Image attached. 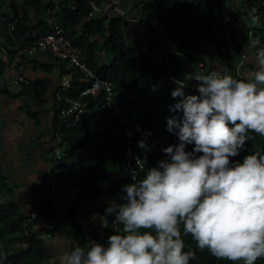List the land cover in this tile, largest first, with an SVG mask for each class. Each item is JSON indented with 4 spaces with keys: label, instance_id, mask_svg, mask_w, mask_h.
<instances>
[{
    "label": "trees",
    "instance_id": "1",
    "mask_svg": "<svg viewBox=\"0 0 264 264\" xmlns=\"http://www.w3.org/2000/svg\"><path fill=\"white\" fill-rule=\"evenodd\" d=\"M259 1L253 0L251 6L257 5ZM71 4L76 6L74 11L67 10ZM137 4L141 7L142 22L148 24L156 20L155 28L164 47L163 66L153 64L142 51L126 44L123 37L124 21L121 18L112 13L111 16L102 13L88 18L90 7L87 0H57L56 5L45 0H0V80L22 44L35 42L49 33L46 22L49 14L64 31L65 38L80 50L85 65L112 87L113 101L110 108L103 94L97 98L86 97L81 100L85 109L76 124L70 119L59 120L57 106L54 108L52 127L54 131L60 128V138L67 147L59 166L66 184L78 190L75 201L65 214L67 222L63 227L73 247H87L92 239L99 241L97 230H93L89 237L79 234L82 231L77 224L79 204L104 193L107 187L109 193H117L120 189L121 195H124L122 186L130 183L120 170L125 139L118 126L119 120L125 121L129 127L139 125L151 136H164L172 144L178 142L177 136L167 131L165 124L166 117L182 115V112L169 107L180 99L172 97L171 90L181 86L162 84L160 78L168 72L177 55L195 64L202 62L205 65L200 44L203 40L211 39L207 37V31L212 20H215V10L219 6L217 0H139ZM259 16L262 26L255 31L257 50L264 48V6ZM12 18L15 19L14 30L9 31L8 24ZM218 41L219 45L226 43L223 36ZM1 49L5 55L1 54ZM224 63L221 61L220 65ZM60 73L61 76L64 72L61 70ZM47 85V82H28L20 85L19 93L29 96L33 103H42ZM88 86L89 83L79 72H70V87L64 95L78 99L81 91ZM183 91L186 95L198 94L197 90L183 88ZM6 94L7 90L0 87V95ZM28 114L35 117L34 113ZM186 147L190 149L192 146ZM254 152L264 153V136L252 132L245 147L230 160L242 162L245 155ZM51 211V208L38 205L26 214L17 203L12 189L0 176V256L3 257V264H51L45 239L39 237L38 233L51 236L55 228L39 226V230H33L41 220L39 217L45 220L51 218ZM31 214L37 218L24 235V223ZM111 219H107L108 225L103 234L102 243L105 244L107 237L115 233ZM182 238L185 250L193 253L189 264H243L242 260L217 258L206 248H198L190 235H182ZM254 264H264V257L257 258Z\"/></svg>",
    "mask_w": 264,
    "mask_h": 264
},
{
    "label": "clouds",
    "instance_id": "2",
    "mask_svg": "<svg viewBox=\"0 0 264 264\" xmlns=\"http://www.w3.org/2000/svg\"><path fill=\"white\" fill-rule=\"evenodd\" d=\"M241 75L209 72L193 77L198 94L171 90L180 99L169 107L182 115L166 117L165 128L178 142L163 147L153 166L142 160L143 176L105 208L120 226L106 244L92 239L64 249L55 264H189L182 235L217 258L254 264L264 257V153L230 160L252 132L264 136V48L255 70L244 77L241 68ZM137 144L146 160L151 146Z\"/></svg>",
    "mask_w": 264,
    "mask_h": 264
},
{
    "label": "crops",
    "instance_id": "3",
    "mask_svg": "<svg viewBox=\"0 0 264 264\" xmlns=\"http://www.w3.org/2000/svg\"><path fill=\"white\" fill-rule=\"evenodd\" d=\"M49 1L53 5L57 4V0H45L46 3ZM109 1L96 0L100 8L106 6ZM217 1L219 6L215 10V20H212L207 31V37L217 42L208 41L204 44L201 48V56L209 68L222 66L220 63L224 61L223 67L231 69L237 63L243 49L245 22L249 18V9L252 7L253 0ZM137 3L139 0H122L121 6L130 20L141 21V7ZM105 14L111 16L110 11H105ZM123 21V37L127 45L138 51H142L144 46L164 50L161 36L155 28L156 20L148 23L144 43L140 39V29L133 22ZM221 36L226 40L224 45L218 44ZM178 57L180 55H177L175 61H178ZM173 63L168 71L173 70ZM182 64L178 74L172 71L168 73L175 74L185 82H195L193 77L198 75L196 64L188 59H185ZM254 70L255 55H250L242 66V74L245 77ZM60 74V65L47 54L30 56L19 66L10 63L2 82H8L16 75H21L29 83L47 82L43 102L33 103L29 96L19 93L21 84H9L4 87L8 95H0V176L12 189L17 203L26 214L38 205L51 208V218L49 220L42 218L39 224L33 227L35 231L39 230V226L54 227L56 230L49 238L46 234L38 233L39 237L48 242L46 247L51 264H55V257L62 250L73 248V242L63 232L67 222L65 214L73 203L72 195L61 190L45 200L42 199L53 167L51 155L55 145L52 127L55 108L53 92L58 86ZM17 94L18 96H15ZM28 112L34 113L35 117H31ZM105 195L101 193L93 199L83 201L77 208L78 224L88 237L93 230H97L99 243L103 242L104 230L108 225L107 219L114 216V214L105 216V208L115 201L112 197L105 198ZM93 213L96 214L95 219L92 218ZM87 226L90 227L89 231L86 230Z\"/></svg>",
    "mask_w": 264,
    "mask_h": 264
},
{
    "label": "built area",
    "instance_id": "4",
    "mask_svg": "<svg viewBox=\"0 0 264 264\" xmlns=\"http://www.w3.org/2000/svg\"><path fill=\"white\" fill-rule=\"evenodd\" d=\"M122 0H110L106 6L100 8L97 6L95 0H87L90 7L88 18H93L97 14L105 13L110 11L116 17L122 20L133 22L141 31L140 39L144 43L146 41V31L148 24L139 20H130L124 9L121 6ZM132 1V0H129ZM264 6V0H260L255 6L249 9L250 25L245 32V41L243 43V49L240 54V58L235 66L227 69L223 66L213 67L207 70L202 62L196 63V71L198 75L207 74L209 72H217L220 74L231 73L236 78H243L241 75V68L246 61V58L250 55H255L257 52V35L255 31L260 29L262 26V19L259 16V11ZM76 8L75 4L67 6L68 11H74ZM46 22L50 28L49 33L42 36L35 42H25L18 48L16 57L11 61V64L19 66L24 63L27 58L37 54H47L54 62L60 65V71L64 73L60 76L58 86L53 92L54 103L58 109V119L61 121L72 120L73 124L79 122L81 115L84 112L85 104L82 103V99L86 97L97 98L103 94L107 106L110 108L113 101V91L111 84L98 76H96L83 62L81 52L78 48L74 47L69 40L65 38L64 31L53 22V19L49 14L46 16ZM15 19L12 18L8 24L9 31L14 30ZM142 53L147 57L153 64L157 66H163L164 61V50L161 48H149L144 46ZM1 54L5 55L4 50L1 49ZM70 72H79L82 78L89 83V86L81 91L78 99H70L65 96L70 87ZM162 84H177L188 90H197L196 85L198 81L186 83L175 74L165 73L160 78ZM9 84H28L21 75H16L8 83L0 80V87H6ZM120 131L124 136V147L122 149L123 159L120 161V170L128 178L129 182H134V179H140L144 174V169L141 167L144 161V167L148 168L155 164L158 159L164 158L165 154L161 149L169 144H172L168 138L164 136H151L147 134L139 125L129 127L125 121L118 122ZM60 128L54 131V137L57 143H55L52 149V160L53 167L50 171V178L48 187L45 193L42 195V199L49 198L53 193L64 189L66 181L62 168L59 166V161L63 158V152L61 147L64 146L59 134ZM143 139L148 145L151 146V150L147 152L146 160L144 159L145 150L138 147V140ZM139 154V155H138ZM140 158L141 160H137ZM143 160V161H142ZM37 218L35 214H31L24 223V235L27 234V228ZM42 219V217H39ZM111 226L115 232L120 229V226L111 220ZM49 238L50 235H47Z\"/></svg>",
    "mask_w": 264,
    "mask_h": 264
},
{
    "label": "rangeland",
    "instance_id": "5",
    "mask_svg": "<svg viewBox=\"0 0 264 264\" xmlns=\"http://www.w3.org/2000/svg\"><path fill=\"white\" fill-rule=\"evenodd\" d=\"M249 25H250V20H246V22H245V26H246V29L249 27ZM152 27V26H151ZM208 41H210V42H217V41H215L214 39H212V40H203L202 42H201V44H200V46H201V48H202V46L204 45V44H206ZM220 49V48H219ZM106 60L108 59V58H105ZM185 59H187V58H185V57H182V56H180V57H178V61H175L174 63H173V65H174V67L172 68L173 70H169L168 72H170V71H172L173 73H176V74H178V71L180 70V65H183L182 63H183V61H185ZM105 60V61H106ZM168 66H169V64H168ZM8 83V82H7ZM8 86V85H7ZM19 88V87H18ZM53 139H54V143H57L58 141H56V138L54 137V134H53ZM67 149V147L64 145L63 147H61V150L62 151H65ZM51 155H53V153H51ZM121 178V177H120ZM73 186L72 185H70V184H66V186H65V188L63 189L66 193H69V194H71L72 195V199H73V201H75V199H76V194L78 193V190L77 189H73L72 188ZM104 190H106L105 192H104V195H105V198H107V199H110L111 197H112V199H114L115 200V202L116 203H121V202H119V200L121 199V190L119 189L118 190V192L117 193H109V187H107V188H105ZM74 191V192H73ZM110 196H109V195ZM108 215V214H107ZM106 214H105V216H107ZM104 216V215H103ZM77 224H78V222H77ZM88 225H89V223H88ZM78 226L80 227V228H82L81 226H80V224H78ZM86 230H90V227L89 226H87L86 227ZM79 234L80 235H85V233H84V231H83V228H82V231H81V233L79 232ZM79 235V236H80ZM45 242H46V245L48 244V242L46 241V240H44Z\"/></svg>",
    "mask_w": 264,
    "mask_h": 264
}]
</instances>
